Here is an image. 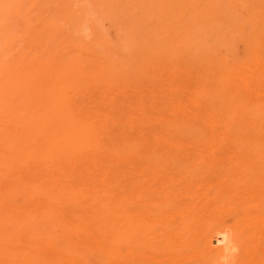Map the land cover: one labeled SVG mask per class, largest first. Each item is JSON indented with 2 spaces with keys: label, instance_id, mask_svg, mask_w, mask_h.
Returning <instances> with one entry per match:
<instances>
[{
  "label": "rangeland",
  "instance_id": "1",
  "mask_svg": "<svg viewBox=\"0 0 264 264\" xmlns=\"http://www.w3.org/2000/svg\"><path fill=\"white\" fill-rule=\"evenodd\" d=\"M20 1L0 0V106L26 119L51 97L62 126L86 122L109 170L108 189L87 195L108 214L104 248L83 246L81 262L264 264V0ZM100 98V119L84 120L80 103ZM133 157L145 190L114 171ZM217 232L232 253H205Z\"/></svg>",
  "mask_w": 264,
  "mask_h": 264
},
{
  "label": "bare ground",
  "instance_id": "2",
  "mask_svg": "<svg viewBox=\"0 0 264 264\" xmlns=\"http://www.w3.org/2000/svg\"><path fill=\"white\" fill-rule=\"evenodd\" d=\"M15 3L13 5L17 4ZM27 7L29 8L28 5ZM51 99L46 97V105H43L42 113L39 112L41 109H35L33 114L27 113L32 116L26 119L24 109L19 106L12 118H9L3 106H0V264H83L81 262L83 246L93 250L104 248L103 233L105 234L106 228L110 227L105 220L108 214L98 210L95 202L87 195L96 189H108L109 184L104 181V176L109 170L98 164L96 155L89 149L86 122L80 127L73 122L62 126L59 119H55L58 118L54 115L55 101ZM102 102L101 98L92 101L94 107L80 103V108L83 109L82 118L86 120V116L94 113L100 119L102 114L95 109ZM48 114H52V118ZM133 139H139L138 142L142 146L149 142L147 138L138 136ZM118 161L120 163H114V171H118L124 189L127 186H135L138 190L148 188L147 179L145 180L144 177L149 168L141 162L143 159L133 157ZM98 172L99 175L96 174ZM95 178H98V183ZM179 196L181 202L186 197V195ZM86 198H89L87 202ZM121 199L117 202H121L123 200ZM83 201L84 203H81ZM20 211L24 212V218L18 217ZM6 223H13L12 230L7 229ZM110 231H113L112 226ZM119 236L124 244H128L125 230L119 232ZM110 237L112 239L111 234L107 237L108 240ZM213 246H220L225 253H232L236 249L226 232H217L213 240L205 238L203 247L207 255H213ZM113 253H116L120 260L124 256L127 258L129 254L126 247L124 253L122 252L123 256L121 253Z\"/></svg>",
  "mask_w": 264,
  "mask_h": 264
}]
</instances>
